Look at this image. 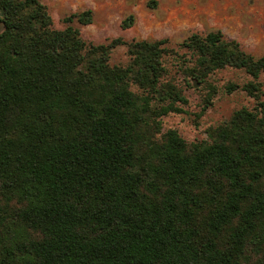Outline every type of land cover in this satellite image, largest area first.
Returning <instances> with one entry per match:
<instances>
[{
	"label": "trees",
	"instance_id": "trees-1",
	"mask_svg": "<svg viewBox=\"0 0 264 264\" xmlns=\"http://www.w3.org/2000/svg\"><path fill=\"white\" fill-rule=\"evenodd\" d=\"M74 20L92 12L58 30L40 0H0V264H264V55L220 31L93 45ZM168 56L208 100L214 72L243 70L225 91L253 107L207 140L162 131L186 103Z\"/></svg>",
	"mask_w": 264,
	"mask_h": 264
},
{
	"label": "rangeland",
	"instance_id": "rangeland-1",
	"mask_svg": "<svg viewBox=\"0 0 264 264\" xmlns=\"http://www.w3.org/2000/svg\"><path fill=\"white\" fill-rule=\"evenodd\" d=\"M52 18L53 27H65L63 19L84 10L92 12V22L70 24L79 30L81 38L93 45L107 44L121 38L124 41L167 39L172 48L192 33L220 31L228 40L239 43L242 50L254 57L264 55V0H40ZM134 17L130 28L121 23ZM1 30V27H0ZM168 69L166 79L182 89L186 103H176L179 112H169L158 118L161 130H175L187 143L207 140L211 129L222 125L242 108L251 109L252 98L242 90L225 91L229 83L242 86L250 80L243 71L224 68L214 72L207 82L215 88L208 100L207 87H186L179 59H164ZM128 62L125 45L111 50L109 64L124 66ZM264 88V75L260 77Z\"/></svg>",
	"mask_w": 264,
	"mask_h": 264
}]
</instances>
